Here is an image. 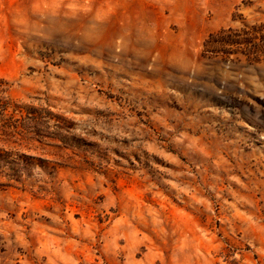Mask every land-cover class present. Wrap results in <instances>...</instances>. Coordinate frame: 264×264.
Segmentation results:
<instances>
[{
	"label": "rangeland",
	"instance_id": "1",
	"mask_svg": "<svg viewBox=\"0 0 264 264\" xmlns=\"http://www.w3.org/2000/svg\"><path fill=\"white\" fill-rule=\"evenodd\" d=\"M258 23L264 0H0V264H264V62L203 46Z\"/></svg>",
	"mask_w": 264,
	"mask_h": 264
},
{
	"label": "trees",
	"instance_id": "2",
	"mask_svg": "<svg viewBox=\"0 0 264 264\" xmlns=\"http://www.w3.org/2000/svg\"><path fill=\"white\" fill-rule=\"evenodd\" d=\"M203 46L204 53L221 55L225 59L234 55L245 58L249 63L264 62V23L210 34ZM7 159L9 154L0 151V161H7ZM8 166L13 168L14 163H8ZM14 179L17 180L16 177Z\"/></svg>",
	"mask_w": 264,
	"mask_h": 264
}]
</instances>
